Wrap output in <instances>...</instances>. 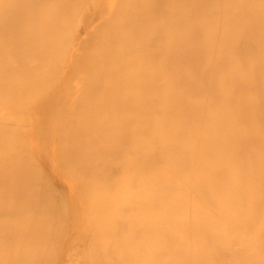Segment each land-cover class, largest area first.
<instances>
[{
    "label": "bare ground",
    "instance_id": "obj_1",
    "mask_svg": "<svg viewBox=\"0 0 264 264\" xmlns=\"http://www.w3.org/2000/svg\"><path fill=\"white\" fill-rule=\"evenodd\" d=\"M0 264H264V0H0Z\"/></svg>",
    "mask_w": 264,
    "mask_h": 264
}]
</instances>
